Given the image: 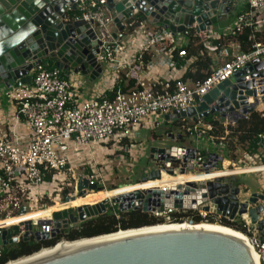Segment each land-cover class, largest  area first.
I'll return each mask as SVG.
<instances>
[{"label": "built area", "instance_id": "built-area-1", "mask_svg": "<svg viewBox=\"0 0 264 264\" xmlns=\"http://www.w3.org/2000/svg\"><path fill=\"white\" fill-rule=\"evenodd\" d=\"M244 3L242 7L239 5L236 7L232 13L231 25L217 37V40L223 44L205 46L206 51L215 54L214 65L208 77L203 82L194 83L193 87H189L182 78L172 77L171 80L151 81L143 77V71L147 67L153 66L154 62L166 64L170 71L187 70L188 64L193 63L195 58H188L186 50L188 41L184 37L185 35L173 37L169 34L165 36L163 32L150 30L147 24L141 23L137 27L139 28L138 31L136 30L132 36H126L123 32L117 33V38L114 39L111 31L114 26V16L108 11L106 0H92L81 5L76 13L70 12L65 21H84L90 24L91 29L97 33L99 40H101L99 62L103 72L112 70L116 76L125 72L126 78L134 81V86L128 92L120 90L113 92L114 88L118 87L120 78L111 91L96 94L84 100L76 84L64 79L57 68L49 69L44 64H38L33 68L31 71L32 85L15 90L18 92L13 95V98L19 102L16 122L23 121L29 133L27 148H21L14 130L10 134L0 137V223L21 217L19 212L23 207L27 209V214L39 210L45 211L48 207L53 206L52 199L54 196V202L62 201V204H72V202L88 198L91 195L116 191H109L107 185L112 181L117 169L124 168L130 173L137 170L136 158L139 159V154L138 151L131 148L136 146L139 132L153 133L161 129L166 123V116L175 111L196 108L202 99L219 84L230 80L237 72L243 70L253 61L264 60V0H244ZM245 28H250L253 32L251 38L254 43L251 50L243 53L238 45L237 50L232 51L225 42ZM134 35L143 38L145 45L142 53L151 54L150 62L145 63L141 60L142 53L130 59L124 57V41L132 39ZM200 35L206 36V34ZM164 47L168 49L165 50ZM176 51L178 58L182 60L180 67L176 65L174 60V52ZM246 80L249 81V77ZM249 102L252 104L253 100L250 99ZM235 124L226 117L225 127ZM187 126L186 128L184 126L182 133L194 145L192 147L196 150L194 161L189 163L153 161L155 166L147 173L159 171L161 179L163 174L169 176L166 172L170 170L174 173V176L170 177L211 176L218 173L225 161L218 171L211 170L207 173L204 166L208 160L203 150L199 148L200 143L210 142L213 139L211 137L212 126L202 124L200 121L198 123L188 122ZM225 135H228L227 131ZM124 142L128 146L123 145ZM258 148V153L248 154L251 157L247 155L246 159L248 162H253L254 165L259 162L261 167L256 168L260 169L259 172L238 176L264 174V134L258 136ZM151 149L144 146L143 155L147 154L151 157ZM232 163L234 165L231 167H235L237 164ZM190 166L193 167L192 170L189 169ZM65 167L67 170L64 169ZM227 169L230 170V167L228 166ZM182 170L185 171L184 174H181ZM234 177L217 176L207 178L204 182ZM81 180H87L89 185L94 186L96 190L85 189V195L80 196L78 186ZM188 182H194L198 185L201 181ZM186 183L178 185H185ZM139 184L141 181L137 185ZM132 186L135 185L120 186L118 189ZM239 187L242 193V188ZM168 188L163 189V191ZM65 190H68L66 201L63 198ZM136 191L148 190L136 189L132 193ZM257 194L264 197V191ZM243 195L246 198L251 196L246 192ZM156 199L158 200L157 197ZM104 200L106 204L103 215L112 213L119 218V212H124L120 210L119 203L114 200ZM131 203L133 204L131 209L137 207V201ZM97 204L86 205L95 206ZM83 206L85 205L72 206L61 212L70 209L76 212L78 208ZM257 206L262 207L257 224L252 223L249 214L241 216L237 214L233 220L222 217L216 214V208L212 203L209 204L210 211L208 213L204 212L202 207L195 210H180L166 206L163 210L157 208L155 212L145 213L151 214L155 218L164 219L166 224H171V216L179 212H193L204 220L209 215H216L219 222L227 221L237 226L238 229L233 230L244 237L248 247L257 255L258 263L264 264V201L259 200ZM138 207L143 210V205ZM250 207L256 208L249 205ZM53 214L41 221L52 223ZM39 222L32 221L33 232L43 233L51 237L54 225L39 226ZM259 223H263V228L260 231L257 229ZM184 224L191 227L199 225L191 218L175 225ZM20 225L21 223H18L0 230H7ZM63 231L65 230H62L61 233ZM24 233V228L20 227L19 241L22 240ZM63 243L68 244L70 242L64 238L58 242V244ZM44 250L48 249H43L40 252ZM2 251L3 248H0V256ZM13 263L15 262L9 264Z\"/></svg>", "mask_w": 264, "mask_h": 264}, {"label": "water", "instance_id": "water-1", "mask_svg": "<svg viewBox=\"0 0 264 264\" xmlns=\"http://www.w3.org/2000/svg\"><path fill=\"white\" fill-rule=\"evenodd\" d=\"M92 0H0V87L8 91L19 90L32 85L31 71L38 64H53L65 76L81 74L94 83L103 74L99 62L102 46L97 33L90 24L79 21H65L66 16L76 13L79 7ZM240 0H106L108 11L114 16L118 33L127 30L124 21L137 17L160 32L171 36L186 35L189 31L197 35L210 33L231 19ZM117 38V34H113ZM249 77V81L246 78ZM253 103L250 104L249 100ZM264 103V60L257 59L230 80L219 84L204 97L196 108L175 111L165 117L166 123L180 121L198 123L210 116H220L222 123L235 113L244 119L255 108ZM230 120V119H229ZM176 143L173 134L169 135ZM151 160L160 162H193L196 150L188 147L171 146L152 148ZM208 160L205 172L218 171L224 162L219 154H206ZM192 166L189 167L192 170ZM67 170V167L64 168ZM174 176L172 170L166 172ZM185 171L182 170L181 174ZM161 180L159 171L146 174L141 183ZM85 189L96 190L87 180L78 186L80 196ZM158 198V200L156 199ZM264 197L253 194L241 198L240 187L235 178H219L209 182H187L185 185L163 190L136 191L114 200L121 211L133 207L128 202L137 201L144 212L163 210L164 206L195 210L202 207L210 211L209 204L216 208V214L233 220L235 216L249 214L257 224L262 211L258 201ZM106 201L85 205L74 210L53 214V222L40 221L39 226L54 225L52 236L33 232L31 221L23 222L7 230H0V248L19 242L20 227L25 233L22 240L32 237L37 242L56 239L62 230L72 229L90 219L105 213ZM249 205L256 207L249 208ZM23 207L19 215L25 216ZM159 226V225H158ZM156 227V226H155ZM153 228V227H146ZM263 223H259L260 231ZM134 229L123 232L142 230ZM121 232V231H119ZM104 235L89 241H74L56 244L46 252L16 261L15 264H254L248 247L237 237L211 230H156L133 234ZM88 240V239H87Z\"/></svg>", "mask_w": 264, "mask_h": 264}, {"label": "trees", "instance_id": "trees-1", "mask_svg": "<svg viewBox=\"0 0 264 264\" xmlns=\"http://www.w3.org/2000/svg\"><path fill=\"white\" fill-rule=\"evenodd\" d=\"M141 23H145L144 19L141 17H137L130 21L127 30L125 31V35L132 36ZM252 34V29L245 28L231 39L239 45L241 52L247 53L251 50L254 43L251 38ZM185 37L188 41L186 47L188 58H195V61L189 66L182 79H191L193 83L203 82L211 73L214 65L211 59L206 55L204 43L207 38L205 35H197L193 31H189ZM215 44L222 45L223 42L216 41ZM151 58V54L147 52H144L141 55V60L145 63L150 62ZM174 60L178 67L182 65L181 60L178 58L177 51L174 52ZM47 67L49 69L56 68L53 64H49ZM61 76L64 78L63 74ZM133 86L134 81L132 80H129L128 85H126L125 74H123L118 87H115L113 92H116L117 90L128 92ZM200 122L212 126L213 132L211 133V137L213 139L210 140V142L216 147H222L226 152V159L231 162H237V154L240 151L249 155L255 154L259 149L258 136L264 134V111H254L246 119L239 120L234 126L228 125L225 127L224 123L220 121L218 115L204 118ZM187 124L188 121H180L171 124L167 133H172L173 130L182 131L184 126L185 128L188 127ZM226 131L228 132V135H225ZM182 134L183 133L181 132L180 135ZM222 138H224V140H221ZM123 145H126L125 142ZM67 193L68 190H65L63 197L64 201H66ZM187 218L193 219L196 224H217L231 229H238L235 224L227 221L219 222V218L216 215H209L204 220L198 214L193 212H179L172 215L171 224H178ZM163 224H166L164 219L155 218L151 214L143 212L141 209H131L119 212V218L112 213H107L81 223L76 228L63 231L56 239L46 242H37L34 238H31L27 242L21 240L13 246L5 247L1 252L0 264H9L10 262H16L31 257L43 249L54 247L63 238L69 242H74L104 235H111L119 231L155 227Z\"/></svg>", "mask_w": 264, "mask_h": 264}, {"label": "crops", "instance_id": "crops-1", "mask_svg": "<svg viewBox=\"0 0 264 264\" xmlns=\"http://www.w3.org/2000/svg\"><path fill=\"white\" fill-rule=\"evenodd\" d=\"M244 0L239 1V7L244 6ZM129 21H124V24L127 26ZM232 23V16L231 19L225 23L222 24V26H219L217 28H214L209 34H206V41H205V46H216L215 42L218 41L217 37L225 30L228 28ZM146 24V22H145ZM148 26V25H147ZM150 30L155 31V29H152L151 27L148 26ZM139 28L136 30L138 31ZM135 30V31H136ZM111 31L113 34H117L118 31L115 27V25L111 28ZM165 36L169 35L167 32H163ZM185 37V36H184ZM132 38V37H131ZM143 39V38H142ZM140 36L134 35L132 39H127L125 40V51H124V57L127 59L132 58L135 55H141V53L144 51V40H142ZM227 46L231 48L232 51H236L238 48V44L235 43L232 39L228 40L225 42ZM165 48V47H164ZM165 50H167L165 48ZM166 52V51H164ZM206 55L211 59V61L214 64V59H215V54L212 53L211 51H206ZM181 60V59H180ZM153 61V60H152ZM182 63V60H181ZM184 64V63H183ZM192 64L189 63L188 67ZM49 65V64H47ZM106 72H103V74L100 76V78L95 81L94 83L89 82L88 77L83 76L81 74H72L70 77H65L68 81L71 83L76 84L78 87L79 93L82 95V99L86 100L89 99L91 96H94L96 94H101L103 92H109L111 91L115 86L116 83L119 81V79L122 77L123 74H125V79H126V85H128V79L126 78V73L121 72L119 76H116L115 73L112 70H105ZM186 69H177V71H170L169 68L167 67L166 64H159L154 62V65L151 67H147L143 71V77L147 80H157V81H163V80H171L172 77L174 78H183ZM108 72V73H107ZM31 76V75H30ZM32 79V76H31ZM185 82L189 87H193L194 83L191 81V79H185ZM18 91L12 90L8 91L3 87H0V137L4 135L10 134L12 130L15 131L16 135L18 136V142L21 145V148L26 149L27 148V142H28V130L26 128V125L23 121L21 122H16V113H17V108L19 105V102L13 98V95H15ZM255 111L262 112L264 111V103H260ZM171 124L165 123L164 126L159 129L154 131L153 133H146L145 131H141L138 133L139 139L141 137L148 136L151 138L152 141L160 139L158 137V132L163 131L167 136L170 134H173L175 136V139L180 137V139H177L176 141V146L177 147H188L192 148L194 145L190 139H187L184 137V135H180L182 131L180 130H173L172 133H167V130ZM139 139L136 142V146L132 147L131 149H135L138 151L139 156H143L145 158H148L149 156L147 154L143 155L144 153V146H146L143 142L139 143ZM170 139V138H169ZM199 148L203 150L204 154H219L218 152V147L213 145L212 143L208 141H204L199 144ZM142 159L139 157V159L136 158L137 164L140 163ZM151 159L149 157V160L147 159V162H149ZM146 163V162H145ZM231 165H234L231 163ZM230 165V166H231ZM147 166H149V163H147ZM259 172L260 169H245V170H235V171H230L229 174L231 176H238V175H243L247 174V172ZM82 172V171H81ZM256 175V174H253ZM259 175V174H258ZM247 176V175H246ZM264 180V177H262ZM237 181V180H236ZM264 191V187L260 189ZM259 193V192H258ZM58 209V207H57Z\"/></svg>", "mask_w": 264, "mask_h": 264}, {"label": "bare ground", "instance_id": "bare-ground-1", "mask_svg": "<svg viewBox=\"0 0 264 264\" xmlns=\"http://www.w3.org/2000/svg\"><path fill=\"white\" fill-rule=\"evenodd\" d=\"M229 121H232L233 123H237L239 121V117L238 114L236 115H231V117L229 118ZM231 165V164H230ZM224 168H228L229 166V162H225L224 163ZM249 171V170H248ZM253 172V171H252ZM252 172H247V173H252ZM217 176H231L229 174L228 171L226 172H222V173H216L212 174L211 176H205V175H192V176H178V177H170L167 176L165 174H163L162 179L158 180V181H154V182H149V183H141L139 185H135L132 187H126L123 189H118L116 191L113 192H104V193H99V194H95V195H91L88 198L85 199H79L78 201L72 202V204H58L54 207H50L45 211H41V212H35V213H28L25 216H21L19 218L13 219L11 221H6L3 223H0V229L1 228H6L9 226H13V225H17L18 223H23V222H27V221H41L43 220V218H46L47 216H49L50 214L53 213H57V212H61L62 210H66L71 208L72 206H81V205H86V204H97L98 202L104 200V199H109V200H118L119 198H122L124 196H127L128 194H131L134 190H163L165 188L168 187H174L178 184H184L185 182L188 181H204L207 178H213V177H217ZM245 198V197H244ZM132 203H129V206H132ZM58 207V209H57ZM182 229H195V230H211V231H221L230 235H233L235 237H237L238 239H240L247 247V243L246 240L244 239V237L237 231L231 229V228H227L221 225H217V224H199L197 226L191 227L189 225H175V224H163V225H159L153 228H145L142 230H135V231H129V232H119L118 234H133V233H141V232H148V231H156V230H182ZM82 241H89V239H84ZM65 244V243H63ZM248 249L251 252L252 258H253V262L254 264H259L258 263V257L257 255L248 247ZM47 250H44L42 252H46ZM41 252V253H42ZM15 264V263H13Z\"/></svg>", "mask_w": 264, "mask_h": 264}, {"label": "rangeland", "instance_id": "rangeland-1", "mask_svg": "<svg viewBox=\"0 0 264 264\" xmlns=\"http://www.w3.org/2000/svg\"><path fill=\"white\" fill-rule=\"evenodd\" d=\"M158 137L160 139L152 141L151 138L148 136H145V137L140 136L139 143L143 142L147 147H149V149L154 148V147L169 148L171 146L177 145L176 143L172 142L163 131L158 132ZM218 152H219V155L224 157L225 162H229V167H230V170H228V169H225L224 166H222L221 169L218 171L219 173L226 172V171L230 172V171H235V170H245L249 168H260L261 167L259 162L255 161L256 162L255 165L251 161L248 162V159H246L248 154L243 153L241 151L237 154L238 160L237 162H235L237 164L235 165V167H231L230 164L232 162L226 159V152L223 150L222 147H218ZM139 157L142 160L140 161V163L137 164L138 167L134 173L127 172L124 168L117 169V171L113 175L112 181L108 183L107 185L109 191L117 190L120 186L137 185L138 182L141 181L144 176H146V173L149 170H152V168H154L155 163L153 161L147 162V159L149 160V157L145 158L143 156H138V158ZM147 163H149V166H147ZM262 177H264V174L263 175L256 174V175H247V176H235L234 178L237 180L238 185L241 186L242 191H243L241 193V198H244V197L246 198V196L243 195V193L245 192L249 193L250 195L260 192L261 191L260 189L264 187V180L262 179ZM53 199H52L53 206H50V207H54L58 204L63 203L62 201L54 202ZM41 211L42 210H39L38 212H41Z\"/></svg>", "mask_w": 264, "mask_h": 264}, {"label": "flooded vegetation", "instance_id": "flooded-vegetation-1", "mask_svg": "<svg viewBox=\"0 0 264 264\" xmlns=\"http://www.w3.org/2000/svg\"><path fill=\"white\" fill-rule=\"evenodd\" d=\"M237 185H238V183H237Z\"/></svg>", "mask_w": 264, "mask_h": 264}]
</instances>
